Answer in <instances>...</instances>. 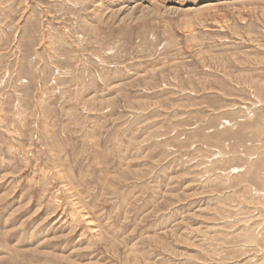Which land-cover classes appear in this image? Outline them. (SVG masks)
Segmentation results:
<instances>
[{
	"label": "rangeland",
	"instance_id": "1",
	"mask_svg": "<svg viewBox=\"0 0 264 264\" xmlns=\"http://www.w3.org/2000/svg\"><path fill=\"white\" fill-rule=\"evenodd\" d=\"M0 264H264V0H0Z\"/></svg>",
	"mask_w": 264,
	"mask_h": 264
},
{
	"label": "bare ground",
	"instance_id": "2",
	"mask_svg": "<svg viewBox=\"0 0 264 264\" xmlns=\"http://www.w3.org/2000/svg\"><path fill=\"white\" fill-rule=\"evenodd\" d=\"M210 6H212L211 3L208 4V5H206V6H204V7L206 8V7H210ZM205 8H204V9H205ZM67 190H68V189H67ZM73 199H74V198H73ZM74 200H75V201H72V202H73L75 205H77V204L80 203V202H78V200H76V199H74ZM79 209H81V208H79ZM86 216H87V215H83L82 218H84V219H88V218H86ZM89 224H90V223H89ZM93 224H94V223H93ZM94 228H95V226H94Z\"/></svg>",
	"mask_w": 264,
	"mask_h": 264
}]
</instances>
